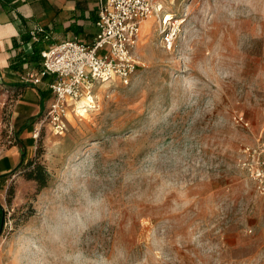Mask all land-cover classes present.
Listing matches in <instances>:
<instances>
[{
    "label": "rangeland",
    "instance_id": "374dc122",
    "mask_svg": "<svg viewBox=\"0 0 264 264\" xmlns=\"http://www.w3.org/2000/svg\"><path fill=\"white\" fill-rule=\"evenodd\" d=\"M163 13L175 46L148 18L130 83H97L62 131L11 89L3 140L27 156L18 146L1 176L0 264H264L250 171L264 158V0H164Z\"/></svg>",
    "mask_w": 264,
    "mask_h": 264
},
{
    "label": "built area",
    "instance_id": "2783aa9c",
    "mask_svg": "<svg viewBox=\"0 0 264 264\" xmlns=\"http://www.w3.org/2000/svg\"><path fill=\"white\" fill-rule=\"evenodd\" d=\"M97 34L91 42L78 38L52 43L42 52V63L37 71L29 70L22 79L33 84L42 83L51 76L48 88L52 98L46 104L41 124L47 123L56 132L65 127L70 107L89 96L100 82L120 80L129 84L139 61L136 47L141 36L142 23L158 18L162 43L175 46L180 24L171 15L163 13L164 0H97ZM32 36L50 40L52 31L39 25ZM0 100V149L4 143V119L10 100V91H3ZM39 127L37 128V134ZM36 136V135H35ZM257 191L264 196V158L250 168ZM11 221L5 217L0 232V250L11 230Z\"/></svg>",
    "mask_w": 264,
    "mask_h": 264
},
{
    "label": "crops",
    "instance_id": "0c3cea01",
    "mask_svg": "<svg viewBox=\"0 0 264 264\" xmlns=\"http://www.w3.org/2000/svg\"><path fill=\"white\" fill-rule=\"evenodd\" d=\"M97 11V0H0V100L4 98L5 89L10 91V95L12 89L23 96V104H32L28 96H35L38 102L33 103L35 112L46 106L52 98L48 88L52 77L47 76L36 85L24 81L22 76L29 70L37 71L40 68L41 52L52 43L71 38L91 42L98 31ZM39 25L52 31L50 40L32 36V31ZM41 91H50L49 100H42ZM17 147L11 148L12 153L16 154L12 157L2 144L0 181L1 176L16 166L19 158Z\"/></svg>",
    "mask_w": 264,
    "mask_h": 264
},
{
    "label": "trees",
    "instance_id": "16d2710c",
    "mask_svg": "<svg viewBox=\"0 0 264 264\" xmlns=\"http://www.w3.org/2000/svg\"><path fill=\"white\" fill-rule=\"evenodd\" d=\"M40 38L43 39V37H40ZM41 95H42V100L44 101L45 99H47V98L50 96V91H49V92H48V91H41ZM36 118H37L36 116L32 117L31 121L35 120ZM27 124H28V123L21 125V126L19 127V129H18V133H20V132L23 131L24 129L28 128V125H27ZM17 145H18L19 148L21 149V152H22V159H23V162H24V160L26 159V156H27L26 146L24 145L23 141H20V140H19V141L17 140ZM16 169H17V167L14 168V169H11V171H9V172H7V173H5V174H8V173L14 172ZM5 174H4V175H5ZM35 178L38 179V180L40 181L41 186H45V183H44V182H45V178L42 176V174L36 176Z\"/></svg>",
    "mask_w": 264,
    "mask_h": 264
},
{
    "label": "bare ground",
    "instance_id": "6f19581e",
    "mask_svg": "<svg viewBox=\"0 0 264 264\" xmlns=\"http://www.w3.org/2000/svg\"><path fill=\"white\" fill-rule=\"evenodd\" d=\"M146 21H147V20H146ZM144 23H145V25H144ZM144 26H145V31H148V29H149V22L146 23V22L144 21V22L142 23V28H143Z\"/></svg>",
    "mask_w": 264,
    "mask_h": 264
},
{
    "label": "water",
    "instance_id": "95a60500",
    "mask_svg": "<svg viewBox=\"0 0 264 264\" xmlns=\"http://www.w3.org/2000/svg\"><path fill=\"white\" fill-rule=\"evenodd\" d=\"M3 223H4V221H2V225H1V228H0V232H1V230H2V227H3Z\"/></svg>",
    "mask_w": 264,
    "mask_h": 264
}]
</instances>
